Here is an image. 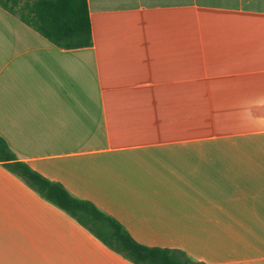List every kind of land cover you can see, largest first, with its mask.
I'll list each match as a JSON object with an SVG mask.
<instances>
[{"label": "crops", "instance_id": "crops-1", "mask_svg": "<svg viewBox=\"0 0 264 264\" xmlns=\"http://www.w3.org/2000/svg\"><path fill=\"white\" fill-rule=\"evenodd\" d=\"M65 49L0 5V135L149 246L264 264V0H88ZM0 264H136L0 161Z\"/></svg>", "mask_w": 264, "mask_h": 264}, {"label": "trees", "instance_id": "trees-1", "mask_svg": "<svg viewBox=\"0 0 264 264\" xmlns=\"http://www.w3.org/2000/svg\"><path fill=\"white\" fill-rule=\"evenodd\" d=\"M0 5L58 47L71 49L93 45L88 0H0ZM0 161L41 196L68 212L108 247L136 264H209L194 259L180 248L140 243L116 217L91 200L75 196L62 183L45 177L19 160L2 135Z\"/></svg>", "mask_w": 264, "mask_h": 264}, {"label": "clouds", "instance_id": "clouds-1", "mask_svg": "<svg viewBox=\"0 0 264 264\" xmlns=\"http://www.w3.org/2000/svg\"><path fill=\"white\" fill-rule=\"evenodd\" d=\"M232 109L241 127L254 134H264V91L237 97Z\"/></svg>", "mask_w": 264, "mask_h": 264}]
</instances>
